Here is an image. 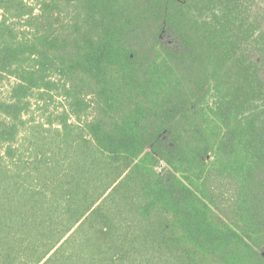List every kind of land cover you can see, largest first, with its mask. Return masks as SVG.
Returning a JSON list of instances; mask_svg holds the SVG:
<instances>
[{"label": "trees", "instance_id": "trees-1", "mask_svg": "<svg viewBox=\"0 0 264 264\" xmlns=\"http://www.w3.org/2000/svg\"><path fill=\"white\" fill-rule=\"evenodd\" d=\"M0 264H264V0H0Z\"/></svg>", "mask_w": 264, "mask_h": 264}, {"label": "rangeland", "instance_id": "rangeland-1", "mask_svg": "<svg viewBox=\"0 0 264 264\" xmlns=\"http://www.w3.org/2000/svg\"><path fill=\"white\" fill-rule=\"evenodd\" d=\"M8 90V86L0 88V97H4Z\"/></svg>", "mask_w": 264, "mask_h": 264}]
</instances>
